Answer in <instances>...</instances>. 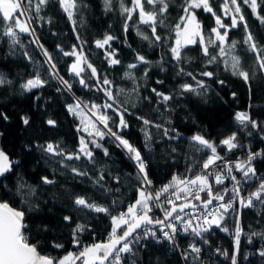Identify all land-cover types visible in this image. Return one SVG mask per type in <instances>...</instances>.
<instances>
[{"label":"snow or ice","instance_id":"1","mask_svg":"<svg viewBox=\"0 0 264 264\" xmlns=\"http://www.w3.org/2000/svg\"><path fill=\"white\" fill-rule=\"evenodd\" d=\"M50 2L51 0H0V19L3 21V26L0 28V43L8 44L9 54H15L17 49H21L23 56L30 63L37 65L33 76L20 85L24 91L31 92L48 83V79L42 78L40 73V69L47 65L44 71L48 78L56 80L60 85L56 91L72 93V81L59 74L57 60L53 53L40 43L34 26V22L52 23L51 17L46 19L41 15ZM117 2L118 11L123 17L125 36L131 22L136 35L146 41L150 48L168 45L167 51L174 61L171 67L176 76L188 77L195 82L194 84L180 83L177 93L181 96L192 93L198 97H206L210 88L204 79H198L197 75L186 71L183 67L185 62H191V59L186 56L185 49L197 43L205 58V69L208 65L223 63L224 70L241 78L251 92L250 81L254 74L242 66L241 56L237 54L239 42L229 40V33L241 25L245 30L243 44L248 52L254 54L253 62L258 66L259 72L264 74V44H260L253 32L249 30L244 7H242V5L247 6L259 23L264 24V15L261 14L264 11V0H221L215 7V0H182L180 4L182 15L173 25L167 23L173 0H117ZM58 4L71 22L78 43L71 45L69 50H65L61 45H57L56 48L61 56L74 57L69 65V73L76 79V82L82 88L102 92L105 99L99 104L94 101L85 103L72 93L73 102L66 105L67 111L80 120L76 131L86 133V136H79L76 150L68 151L58 142H46L36 147L47 155L61 158L57 163L73 176L91 179L83 164L67 162L86 161L88 164L95 165L97 163L96 150H100L103 156L110 157L111 153L103 143L105 138H108L116 147L123 149L134 164L138 181L134 189L136 195L124 209H121L119 205L123 201L113 199L111 204L98 203L84 194L66 193L75 210L103 213L110 218L112 227L106 239L83 244L80 236L89 231L90 226L87 223H76L72 230L71 243L80 250L56 257L39 250V240L34 241L30 237L26 214L39 211L40 208L39 203H34L29 199L37 195L35 186L21 182L13 192L7 188V185H0V189L9 199L11 196H19L21 205L13 207L9 199L0 198V264H137L139 252L147 247L145 241L149 240L168 244L174 251L179 252L181 259L188 264H205L202 258L204 250L202 246L211 247L209 236L212 235L214 228L232 235L234 240L231 255L227 250L219 247L213 250L214 253L230 259L231 264H238L242 236L246 237L249 244H252L254 238L257 237L264 240V231L245 232L240 223L242 209L256 208L257 205L264 207V174L258 173L255 163L258 160L264 161V149L253 151L248 147L243 159L229 161L217 151L218 146L215 141L202 132H196L187 138L189 144L195 151L207 150L209 153L202 159L199 170L193 172L194 165H190L185 173H174L166 184L154 188L149 176L148 162L142 156L140 149L122 134L129 127L125 116L132 115L126 102L120 100L124 89L114 92L113 81L108 78L107 74L102 75L97 71L89 60V54L84 51L87 41L83 40L77 31V17H80L79 22L82 24L83 11L88 8V5L84 3V0H58ZM103 6L105 13L115 10L114 0H103ZM200 11L211 14L214 18V26L210 27L207 32L204 30L203 21L198 17ZM134 15L137 17L135 21L133 20ZM226 20L229 22L226 23ZM141 25L145 26L146 30H141ZM163 29H169V35H163L160 31ZM24 34L31 37L29 44H35L40 49L44 57L42 65L29 55L28 45L23 40ZM117 39L118 37L105 33L103 38L94 41L95 47L103 50L104 59L109 67L121 63L117 50L111 45V42ZM169 41L172 42L169 43ZM127 47L131 48V45ZM133 52L135 62L127 65L128 71L125 72V76L133 81L132 92L136 93L139 98L140 85L133 70L141 65L146 66L143 74L146 78L154 62L135 50ZM163 63L162 57L156 66L161 71H167ZM198 75L211 79L216 73L215 70H204ZM216 82L224 83L223 80ZM11 83V80L0 73V86ZM156 83L163 85L164 81L157 80ZM151 91L157 97V104L165 108L174 98L173 93L158 91L157 88H152ZM232 96L235 97L234 92ZM143 99L150 101L149 97ZM132 107H135V104ZM109 111L113 115H109ZM0 117L8 119L3 113H0ZM136 118L144 125L141 131L145 137V148L150 149L152 140L150 129L153 127L162 130L163 136L168 140L176 141L181 138L178 130L165 127L164 123H155L144 116ZM235 120L245 129L250 125L254 129L264 130L261 123L252 119L251 115L246 112H237ZM22 121L24 125L30 122L27 116L22 117ZM165 123L170 124L171 121ZM47 124L55 126L56 121L49 119ZM237 136L236 132L229 134L220 141V145L225 146L229 152L233 149L245 148V145L239 143ZM171 151L175 152L176 149L172 148ZM18 163V161H12L9 155L0 148V177H5L12 171L13 165ZM96 171L98 175L92 180L93 184L101 191L111 192L112 189L107 188L103 183L104 171ZM113 179L115 183H120L119 176ZM40 180L46 185L56 183L55 179L48 176H42ZM245 185H248L251 190L245 192ZM115 191L119 192V188ZM157 209L162 215H155ZM230 218L235 220L231 232L225 223ZM63 220L71 224L73 217L66 215ZM33 227L37 229V236L41 231L46 230L43 226L34 225ZM180 234L191 237V241L183 250L180 249L177 239ZM53 247L63 248V244H54ZM255 254L264 258V247L259 248ZM244 259H247V256Z\"/></svg>","mask_w":264,"mask_h":264},{"label":"trees","instance_id":"2","mask_svg":"<svg viewBox=\"0 0 264 264\" xmlns=\"http://www.w3.org/2000/svg\"><path fill=\"white\" fill-rule=\"evenodd\" d=\"M181 2L182 0H173L167 21L169 25L175 24L179 16L182 15ZM220 2L221 0H215L214 7ZM84 3L88 5V8L83 11L82 24L79 22L80 17H77V31L83 40L87 41L84 51L89 54V60L97 68V71L102 75L107 74L108 78L113 81L114 92L124 89L120 100L126 102L132 115L125 116L129 127L122 134L140 149L142 156L148 162L149 176L153 181L154 188L166 184L174 173H185L186 168L190 165H194L193 172L199 170L202 159L209 153L207 150L195 151L189 144L187 138L196 132H202L209 139L215 141L218 146L217 151L227 160L245 155L248 147L253 151L264 149V130L254 129L250 125L245 129L235 120L237 112H246L251 115L252 119L260 122L264 129V74H261L258 66L254 64L252 59L254 54L248 52L243 44L245 30L242 25L232 32L229 40L239 42L237 54L241 56L242 66L254 74L250 81L251 92L241 78L224 70L223 63L208 65L205 69V58L202 56L199 43H197L185 49L186 56L191 59V62H185L183 67L186 71L197 75L198 79H204L210 88L206 97H198L192 93L181 96L177 93L178 85L184 82L192 84L195 82L188 77L176 76L171 67L174 61L167 51L168 45L150 48L146 41L136 35L131 22L125 36L123 17L118 11L117 0H114L115 10L108 13L104 11L103 0H84ZM242 7H244L249 30L253 32L260 44H264V24L259 23L247 6L242 5ZM261 14L264 15V11ZM41 15L46 19L51 17L52 23L34 22L36 34L40 43L53 53L57 60L59 74L72 81V93L85 103L89 101L102 103L105 99L102 92L82 88L69 73V65L73 62L74 57H63L56 48L57 45H61L65 50H69L71 45L78 43L71 22L60 8L58 0H51ZM198 17L203 21L205 32L214 26V18L211 14L200 11ZM136 19L137 17L134 15L133 20ZM2 26L3 21L0 19V28ZM140 27L141 30H146L145 26L141 25ZM160 31L167 36L170 30ZM105 33L118 37L117 40L111 42V45L118 52V58L121 60L119 65L109 67L108 62L104 59L103 50L95 47L94 41L103 38ZM172 35L174 36V33ZM3 39L7 40V38ZM30 39L31 37L24 34L23 40L28 45L29 55L42 65L44 57L35 44L28 43ZM171 42L169 41V43ZM129 44L131 48L127 47ZM133 50L154 62L146 78L143 75L146 66L141 65L133 70L140 85L139 98L136 93L132 92L133 81L125 76V72L128 71L127 65L135 62ZM162 57L163 66L168 69L167 71H161L156 66ZM46 67L47 65H44V68ZM36 68V64L30 63L23 56L21 49H17L15 54H9L8 44L0 43V73L12 81L11 84L0 86V113L8 117L7 120L0 117V148L9 155L12 161L19 162L13 165L12 171L5 177H0V185H7V188L13 192L21 182L35 186L37 195L29 199L34 203H39L40 208L39 211L26 214L30 237L34 241L39 240V250L43 253L61 257L67 252L80 250L71 243L72 230L76 223H87L90 226V230L80 236L83 244L106 239L112 227L110 218L103 213L75 210L66 193L84 194L98 203L111 204V201L116 199L123 201L119 207L124 209L135 197L134 189L138 181L133 162L123 149L116 147L108 138H105L103 143L111 153L110 157H105L100 150H96L97 163L95 165L88 164L86 161L67 162L83 164L91 179L73 176L69 171L59 166L57 161L61 158L47 155L36 147V145L46 142H58L66 150L74 151L78 147L79 136H86V133L76 131L80 121L77 117L70 115L66 108L67 104L73 102L72 93L57 92V87H60L59 83L49 79L44 68L40 69V73L42 78L48 79L46 85L35 88L31 92L24 91L20 87L33 76ZM204 70H215L216 75L211 79L199 77L198 74ZM157 80H163L164 84L158 85ZM217 80H223L224 83L219 84L216 82ZM152 88L174 94V98L168 102L167 108L157 104V97L151 91ZM233 92L235 97L232 96ZM144 97H149L150 101L143 99ZM133 104L135 107H132ZM109 115H113V113L109 111ZM25 116L29 118L28 125L23 124L22 117ZM138 116H144L155 123H164L165 127L178 130L181 133V138L176 141L168 140L163 136L162 130L153 127L150 129L152 135L150 149L145 148V137L141 131L144 125L136 118ZM49 119L55 120L56 125H48ZM166 121H171V123H165ZM233 132L238 133L237 139L239 143L245 145V148H237L229 152L225 146L220 145V141ZM248 133L251 134L248 135ZM172 148H175L176 151L172 152ZM255 163L258 173L264 174V161L258 160ZM96 170L104 171L105 180L103 183L107 188L112 189L111 192L101 191L93 184L92 180L98 175ZM42 176L55 179V185L42 183L40 180ZM116 176L120 177L119 184L115 183L113 179ZM116 188H119V192L115 191ZM244 189L245 192L251 190L248 185H245ZM0 198L9 199L4 195L2 189H0ZM19 200V196H11L9 203L13 207H20ZM66 215L73 217L71 224L63 220ZM225 223L231 232L235 220L230 218ZM240 223L245 232L264 231V207L257 205L256 208L242 209ZM34 225L43 226L46 230L41 231L37 236V229L33 227ZM209 240L211 247L202 246L204 249L202 258L205 264H231L230 259L215 254L213 250L219 247L222 250H227L231 255L233 236L214 228ZM178 241L180 249L183 250L191 241V237L182 236ZM145 243L147 247L140 250L137 264H188L181 259L179 252L174 251L166 243L160 244L152 240L145 241ZM54 244H63V248H55ZM261 247H264V240L259 237L254 238L252 244H249L246 237L242 236L238 264H264V258L255 254ZM245 256L247 259H244Z\"/></svg>","mask_w":264,"mask_h":264},{"label":"built area","instance_id":"3","mask_svg":"<svg viewBox=\"0 0 264 264\" xmlns=\"http://www.w3.org/2000/svg\"><path fill=\"white\" fill-rule=\"evenodd\" d=\"M245 155H242V156L237 157L235 159H230L229 161H236L238 158L243 159L245 157ZM155 212H156V215H162L158 209L155 210ZM182 236H184V235L183 234L178 235L177 239L179 240V238L182 237Z\"/></svg>","mask_w":264,"mask_h":264},{"label":"flooded vegetation","instance_id":"4","mask_svg":"<svg viewBox=\"0 0 264 264\" xmlns=\"http://www.w3.org/2000/svg\"><path fill=\"white\" fill-rule=\"evenodd\" d=\"M227 23H228V22H227ZM233 31H235V29H233V30L229 33V37H230V35L232 34Z\"/></svg>","mask_w":264,"mask_h":264},{"label":"water","instance_id":"5","mask_svg":"<svg viewBox=\"0 0 264 264\" xmlns=\"http://www.w3.org/2000/svg\"><path fill=\"white\" fill-rule=\"evenodd\" d=\"M236 30V29H235ZM190 46H192V45H190ZM190 46H188V47H190Z\"/></svg>","mask_w":264,"mask_h":264},{"label":"rangeland","instance_id":"6","mask_svg":"<svg viewBox=\"0 0 264 264\" xmlns=\"http://www.w3.org/2000/svg\"><path fill=\"white\" fill-rule=\"evenodd\" d=\"M79 120V119H78ZM80 121V120H79Z\"/></svg>","mask_w":264,"mask_h":264}]
</instances>
